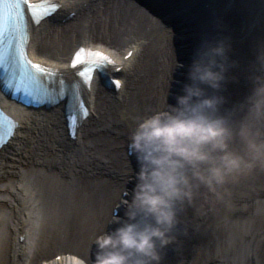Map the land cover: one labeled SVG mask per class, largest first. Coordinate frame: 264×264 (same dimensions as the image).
I'll list each match as a JSON object with an SVG mask.
<instances>
[{
    "label": "bare ground",
    "instance_id": "bare-ground-1",
    "mask_svg": "<svg viewBox=\"0 0 264 264\" xmlns=\"http://www.w3.org/2000/svg\"><path fill=\"white\" fill-rule=\"evenodd\" d=\"M53 3L59 7L51 17L39 24L27 22L29 57L58 70L56 78L72 84L78 80L77 69L70 65L73 52L79 46L99 50L121 67L111 75L120 86L104 85L95 75L83 87L89 116L75 140L65 129L63 103L27 108L0 91L1 104L19 122L0 148V264H90L96 252L92 240L106 224V230L118 227L109 223L110 216L123 217V201L131 196L135 181L128 170H135L137 162L127 146L138 118L162 107L166 92L168 102L174 103L195 50L203 39L216 35L218 22L231 38V55L241 68L255 61L264 43V0H209L208 15L190 14L194 23L178 24V14L175 29L137 0ZM158 9L165 12L162 6ZM70 12L73 16L61 23ZM172 14L170 10L163 17ZM128 52L132 55L125 58ZM173 55L185 67L176 68L167 90ZM248 88L241 73L227 94L239 99ZM127 189L128 195L122 196ZM261 198L264 161L215 192L202 189L190 205L178 208L177 241L163 251V264H232V250L239 245L245 262L255 264V245L262 234L237 238L230 248L227 220L253 216L255 211L245 213L244 206L252 207Z\"/></svg>",
    "mask_w": 264,
    "mask_h": 264
},
{
    "label": "clouds",
    "instance_id": "clouds-1",
    "mask_svg": "<svg viewBox=\"0 0 264 264\" xmlns=\"http://www.w3.org/2000/svg\"><path fill=\"white\" fill-rule=\"evenodd\" d=\"M203 39L187 65L185 81L151 114L138 118L129 151L137 162L124 215H111L113 230L92 240L90 264H163V251L176 243L178 208L190 205L202 189L215 192L264 161V43L255 61L240 67L222 23ZM184 64L173 55L166 82ZM243 73L248 91L230 99L228 85ZM80 264H89L82 260Z\"/></svg>",
    "mask_w": 264,
    "mask_h": 264
},
{
    "label": "snow or ice",
    "instance_id": "snow-or-ice-1",
    "mask_svg": "<svg viewBox=\"0 0 264 264\" xmlns=\"http://www.w3.org/2000/svg\"><path fill=\"white\" fill-rule=\"evenodd\" d=\"M22 4H27V0H0V69L3 70V82L7 88L22 90L33 96L38 103H55L65 95L66 85L61 79L59 90L49 88L43 78H52L54 81L58 70L45 69L27 59L25 49L29 36L27 26L21 25ZM27 7L31 10L34 22L39 24L56 12L59 5L53 3V0H39L38 3L27 4ZM131 55V52L127 54L128 57ZM78 66L83 68L78 71V76L85 84L91 83L96 72L108 67L120 71V67L109 55L85 47H80L72 59L71 67L75 69ZM115 83L117 87L120 86L119 81ZM79 87L78 83L72 85V115L69 119L73 127L88 116V111L79 98Z\"/></svg>",
    "mask_w": 264,
    "mask_h": 264
},
{
    "label": "rangeland",
    "instance_id": "rangeland-1",
    "mask_svg": "<svg viewBox=\"0 0 264 264\" xmlns=\"http://www.w3.org/2000/svg\"><path fill=\"white\" fill-rule=\"evenodd\" d=\"M246 5L248 6L249 3ZM251 5L253 6L252 3ZM65 21L67 20L61 21V23H64ZM169 27L172 29V26ZM244 210L245 213H248L249 210H253L255 212L253 216L246 214L247 216L244 215L240 218L234 217L227 220V222L231 225L230 227L232 228L227 235V243H225L228 247L231 248L232 246L230 244H233L237 238L242 241L243 237L245 236L262 234V237L260 238L261 240L257 241L255 245V264H264V198H261L259 201L255 202L252 207L245 205ZM241 250L242 248L240 245L238 246V248H236V250H232L233 255L236 257L235 262H233L232 264H248L247 261L245 262L242 256L243 251L241 252ZM226 253L230 254L229 249H226Z\"/></svg>",
    "mask_w": 264,
    "mask_h": 264
},
{
    "label": "water",
    "instance_id": "water-1",
    "mask_svg": "<svg viewBox=\"0 0 264 264\" xmlns=\"http://www.w3.org/2000/svg\"><path fill=\"white\" fill-rule=\"evenodd\" d=\"M138 1L140 3H143L145 6H147L151 11H153L157 15L161 16L164 19V21L170 24L172 27H174V29L177 26L173 24V20L174 22L177 21L176 16L178 14L180 16V21H181L178 22V24H184L187 22H192V23L195 22L194 19H192V17L189 16L190 14H195L196 16H200V14L204 13L205 15H208L207 13L208 11H210L209 0H138ZM171 2H173L174 5H171ZM160 6L164 7L165 12L160 11L158 9ZM170 10L173 11L172 16H170V18L163 17V15Z\"/></svg>",
    "mask_w": 264,
    "mask_h": 264
}]
</instances>
